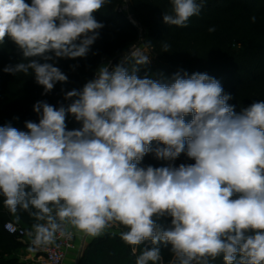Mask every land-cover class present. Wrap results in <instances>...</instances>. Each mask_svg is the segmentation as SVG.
<instances>
[{
	"label": "clouds",
	"instance_id": "9594fccd",
	"mask_svg": "<svg viewBox=\"0 0 264 264\" xmlns=\"http://www.w3.org/2000/svg\"><path fill=\"white\" fill-rule=\"evenodd\" d=\"M110 2L0 0V44L10 38L23 57L3 71L31 74L44 94L67 82L48 61L85 57L104 27L94 14ZM169 3L163 22L184 28L205 0ZM149 63L133 51L67 91V106L34 104L39 120L26 121L27 131L0 126V197L17 220L19 212L34 220L29 251L71 236L69 228L97 238L118 226L135 264H162L160 244L170 245L168 264H212L221 256L224 264H264V100L237 113L216 78H140ZM69 115L79 129L68 130ZM149 153L194 163L141 166ZM164 217L167 228L158 223ZM145 241L152 247L138 252Z\"/></svg>",
	"mask_w": 264,
	"mask_h": 264
},
{
	"label": "trees",
	"instance_id": "16d2710c",
	"mask_svg": "<svg viewBox=\"0 0 264 264\" xmlns=\"http://www.w3.org/2000/svg\"><path fill=\"white\" fill-rule=\"evenodd\" d=\"M31 4V0H26ZM125 0H111L94 15L104 24L99 37L83 58L48 61L58 67L67 77V82H57L54 89L44 94L31 74H9L4 67L23 60L22 52L8 37L0 44V126L11 125L27 131L26 121L38 122L33 106L45 101L53 106H67V91L80 90L94 78L97 69L105 59H118L130 45L138 43L139 29L124 14L118 12ZM199 2V0H198ZM169 0H131V9L144 30L143 44L151 51L152 65L140 69L138 76L160 80L158 73L168 72L172 77L177 72L206 73L216 78L226 94L233 97L228 103L239 113L257 100H264V0H205L198 16H193L188 26L181 28L163 22V14L170 10ZM255 16V22L252 17ZM214 28V31H209ZM169 47L167 51L164 45ZM49 55H52L49 53ZM40 62H44L41 58ZM153 74V77H150ZM170 83L171 81H161ZM186 121L192 119L185 117ZM80 122L69 115L68 130L79 129ZM153 142L152 148L157 147ZM181 163L191 164L193 160L181 155L175 161L158 160L153 153L146 155L141 166L163 167ZM10 213L0 197V264H25L14 255L20 248L17 237L9 235L4 226L13 222L30 229L34 220L27 212ZM171 218H161L163 228L170 225ZM123 228V227H122ZM150 241L139 246L138 252L151 248ZM162 264L171 259L170 245H159ZM78 264H135L130 246L123 243L118 233H107L94 238L87 246ZM212 264H224L223 257Z\"/></svg>",
	"mask_w": 264,
	"mask_h": 264
},
{
	"label": "built area",
	"instance_id": "2783aa9c",
	"mask_svg": "<svg viewBox=\"0 0 264 264\" xmlns=\"http://www.w3.org/2000/svg\"><path fill=\"white\" fill-rule=\"evenodd\" d=\"M118 12L124 14L127 17V19L130 21V23L139 29L140 34L143 32L141 25L134 19V17H132L131 0H125L122 6L118 8ZM141 37L143 38L142 34ZM133 51H138L144 55H146V53L149 54L151 52L148 48L144 46L143 43H139L135 45L128 53L122 54L118 59L103 60L102 65H109L111 69V67H114L115 65L121 63L125 55H128ZM131 60L132 59L130 57L129 61ZM117 228L118 226H113V228L109 230L110 232H116ZM4 229L11 236L17 237L18 239H22V240H29V237L27 236V231L29 229L25 227L17 225L13 222H7L4 226ZM69 231L72 233L71 236H64V237L58 236L54 244L34 251L33 258L31 259L33 261V264H65L68 259V256L72 252L80 251V250H81L80 254L82 256L84 247L79 248V246L77 245L75 230L69 228ZM86 238H88L87 235L85 236V239Z\"/></svg>",
	"mask_w": 264,
	"mask_h": 264
},
{
	"label": "rangeland",
	"instance_id": "374dc122",
	"mask_svg": "<svg viewBox=\"0 0 264 264\" xmlns=\"http://www.w3.org/2000/svg\"><path fill=\"white\" fill-rule=\"evenodd\" d=\"M131 14H132V17H134V19L136 20L134 14L132 12V9H131ZM141 34H142L143 38L141 37ZM141 34H140V39H139L138 43L128 46L125 53H128L135 45H137L139 43H143V41H144V30ZM146 55L150 57V63L148 65L142 66L140 69H147L149 71V67L152 65L151 52L149 54L146 53ZM131 63H132V60L129 61V67H131ZM153 76H154L153 74H150V77H153ZM158 77L160 78L161 81H171V78H172L170 76V74L168 72H165V71H161L160 73H158ZM20 226H22V225H20ZM22 227H24V226H22ZM124 230L125 229H123L122 227H118L116 232L119 233L120 231H124ZM16 240L19 243L20 248L14 253V255L16 257L19 256V259L21 260V262H23L25 264H33V261L31 260V258L30 259L29 258H23L24 256L25 257L28 256L30 253H34V251L33 252L29 251L30 241L29 240H22V239H18V238Z\"/></svg>",
	"mask_w": 264,
	"mask_h": 264
},
{
	"label": "crops",
	"instance_id": "0c3cea01",
	"mask_svg": "<svg viewBox=\"0 0 264 264\" xmlns=\"http://www.w3.org/2000/svg\"><path fill=\"white\" fill-rule=\"evenodd\" d=\"M75 230V229H74ZM75 233H76V242H77V245L79 246V248H82L84 247L83 249V253L85 251V249L87 248V246L91 243V241L94 239L90 236H88V238L85 239V234L83 233H78L76 230H75ZM108 233H111L110 230ZM23 252V251H22ZM81 250L80 251H75V252H72L69 256H68V259L66 261L65 264H78V261L79 259L81 258ZM33 255L34 253H30L28 256H24L23 258H33ZM19 258V256H18Z\"/></svg>",
	"mask_w": 264,
	"mask_h": 264
}]
</instances>
